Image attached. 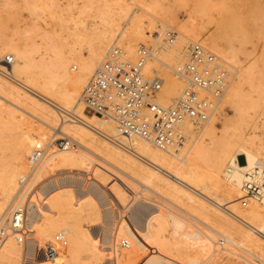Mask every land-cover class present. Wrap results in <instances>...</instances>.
<instances>
[{
	"label": "bare ground",
	"instance_id": "1",
	"mask_svg": "<svg viewBox=\"0 0 264 264\" xmlns=\"http://www.w3.org/2000/svg\"><path fill=\"white\" fill-rule=\"evenodd\" d=\"M133 1L135 2V0ZM139 1H136V3ZM158 1L152 0L148 4L139 2L140 9L137 8L142 11V14L148 16L147 18H143L145 16L142 15H130L129 8H115L106 18L103 12L101 18L102 16L104 18H99L102 20L101 27L97 25L99 28L92 32H84L85 29L75 32V42H65L67 45L65 44L63 47L61 45L52 46L51 43L54 41L51 39L52 42H49L51 45L45 43L46 45L39 46L40 48H37L38 45L35 46V41L31 42L30 39L20 41L10 38L6 41L7 38H5V41L0 43V59L6 58L8 53H11L14 58V63L8 68L12 78L0 74V96L10 104L12 103V105L14 104L22 109V112H27L40 121H33L32 123L25 119L27 121L20 122L18 135H14L16 132L12 133L15 136L14 141L11 140L13 146L12 144L11 147L9 144L7 146L9 149L12 148V151L9 155L11 159L7 156L10 160L6 161L4 159L6 162L4 161L3 166H0L2 167L0 169V226L4 227L9 219L10 210L19 188V181L29 169V156L32 149L37 143L46 144L47 147L46 157L38 170V178L36 179V181L41 179L39 180L41 182H38L41 186L37 191H33L35 192L34 195L31 193V201L27 206L25 221L30 233L26 238L25 246L23 247V244L17 242L16 237L7 238L0 244V264H139L141 262H143L142 264H219L218 258L222 256H220V253L235 254L237 250L234 251L233 248H238L250 256V258L246 257V261H242L245 264H264V144L258 142L259 140L246 130L252 119H256V117L251 114L252 118L249 112L251 111L249 110L250 106L254 105L252 104L253 98L250 99L251 102L249 101L248 104L247 101H244V103L243 99H247L246 95L249 94H246L244 98L242 96L245 84L247 86L250 84L251 91H257V85L260 81L263 82V79L260 80L263 76L259 77L257 71L252 69L253 67L250 68L252 65L249 67L248 64L247 68L241 67L240 64L236 66V73H233L234 77L226 94V100L232 104L230 106H233V114L229 117L226 116L227 119H223L225 121L222 120V116L223 123L220 131L216 125L217 111L201 127L202 136L207 137L209 142H206L205 138L198 140L196 139L197 136L196 138L193 137L200 132V129H192L189 144H186L179 155L163 152L140 138L126 137L120 134L117 125L110 118L101 117L94 113L86 114L87 111L81 101L84 87L102 62L115 36H120V44L128 57L130 54L134 56L137 51L135 48L141 42L151 41V39H147L148 35L152 33L151 30L161 29L162 31L169 28L162 25L161 22L159 23L162 26L155 25L154 20L177 21L174 14L169 11L170 8L168 9L167 6L163 5L165 1L162 3V0ZM119 3V7H122V4ZM196 3L198 2L196 1ZM203 8L205 10V7H201V9L192 7L190 19L186 22H177L176 25L181 31L178 30V32L173 29L178 33L177 42L174 45L163 43L155 45V58L148 61L144 68L146 77L162 72L164 85L158 94V98L160 104L166 107L173 106L176 103L185 87L184 82L170 72H173L174 65L186 61V58L183 60L184 54L186 57L189 55V50L188 53L187 50L185 52L181 45L187 49L189 44L206 39L211 51L221 53L223 59L226 57L234 63V55L237 56L235 54L237 51L233 52L235 49L232 50L228 47V52V48L223 50L217 46L214 38L217 29H211L212 24L216 23L211 16L206 14L209 8L205 10L206 12ZM44 9L41 10L45 12ZM46 9L48 10V8ZM109 9L111 8L107 10ZM64 12L61 15V12H59L61 18ZM69 12L71 15L73 11L69 10ZM101 12L98 13L101 14ZM35 13L33 12V14ZM56 13L54 11L55 15ZM95 14L93 15L95 16ZM93 15L92 17H94ZM1 17L4 19L5 16ZM51 19L49 21L52 22ZM145 19L150 23L149 26L144 25ZM77 21L74 19V24H77L76 27L80 25L75 23ZM235 23L237 24V22ZM209 24L212 26L209 27ZM81 25L83 26V24ZM232 26L231 28L234 29ZM50 27L52 29V26ZM146 27L151 28V33L146 30ZM257 27H260V25ZM257 27L255 24L254 29L258 30ZM51 29H49V32ZM73 29L76 30V28ZM34 30L32 31L37 35L40 33H38V29L34 28ZM117 31L119 32L116 33ZM46 32L45 34H47ZM49 32L44 38L46 42L49 41L48 38H51L48 35L53 38L59 35L53 36L55 33L52 32L51 35V32ZM30 33L26 35L30 36ZM64 34L67 33L64 32ZM74 35L72 34V36ZM250 35H252V32ZM262 35L260 34V36ZM221 37L223 39V36ZM31 38H33L32 40L35 39V37ZM36 38H39V35ZM60 38L63 39V36ZM60 38H57V40L59 44H63V42L60 43ZM65 38L66 36H64ZM241 38L248 40L247 37ZM69 39L67 40L69 41ZM254 39H257L255 34ZM43 41L40 40V43ZM254 41H256L255 45L260 43V39ZM254 41H252V44ZM262 41L264 43V40ZM145 42L144 44H146ZM230 43L229 41V45ZM79 44L89 46L87 55L81 54L83 53V50L80 51L82 46H79V50L78 47L76 48V45ZM258 51L261 52V50ZM254 59H257V57H254ZM71 61L78 64L79 70L74 71L73 65L70 64ZM255 62L256 60H254ZM241 65L243 66V64ZM255 68L257 67L255 66ZM261 68L264 70V66ZM261 68L259 73L262 71ZM248 88L250 87L248 86L246 89L248 90ZM252 94L254 93L252 92ZM255 94L258 95L259 93ZM250 96L247 97L250 98ZM257 97H255V101ZM261 97L260 99H262ZM260 99L257 101L261 102ZM2 102V104H7L4 101ZM2 104L0 105L2 106ZM256 108L258 110L259 105ZM10 109L9 111H12L13 107ZM253 109L255 110L254 107ZM2 111L4 114V109ZM21 111L17 110L19 115ZM251 112L255 113L256 111ZM4 118L8 117L5 116ZM4 118H1L3 120L0 121H4ZM30 118L32 119V117ZM60 120L61 123H59ZM255 126L254 121V129L257 127ZM4 127H6L5 124ZM9 128H12V126ZM8 133L11 134V131ZM192 137L195 139L190 142ZM66 138L70 139L75 145L77 144V147L72 148L71 144L62 149H56L55 142ZM4 143L1 146L5 148ZM6 143H10L9 140ZM93 156L99 161H96ZM92 161H95L99 166L92 164ZM90 168L93 171L92 177L94 180L90 181L91 179L89 180L87 178L89 176L86 175L89 183L85 184L83 173ZM104 168L115 170L118 172L117 176L120 174L118 178L121 182L115 181L116 179L113 178L115 182L108 190L121 205L127 201L131 194L142 191V196L137 195L135 198L131 196L132 202L129 208L126 206L128 208L126 209L127 213L133 204L140 203L147 206L144 215L139 219L140 221L133 223L126 216L127 219L122 218L123 220H120L116 226L115 223L108 222L110 217L115 220L113 217L115 210L112 209L113 207H108L109 203L113 201L107 202L109 195L99 184V182L102 184V181L104 183L109 176H112ZM101 170L104 174L98 178L97 173ZM40 177H44V179L42 180ZM249 183H253L259 188V194H248ZM143 192L151 196L154 194L153 196L158 197L162 203L158 205L151 204L145 200L149 196L143 195ZM40 196H42V200ZM243 197L248 198L250 201V206L247 209L239 207V199ZM187 217L196 221L200 227L193 221L192 223L187 222ZM133 218L136 219L134 215ZM102 223L105 224L101 228L103 238L101 237L102 241L99 242V237H94L89 228ZM109 225H113L115 228L109 229L106 227ZM64 231L67 232L69 245L62 249L57 258L48 259L43 257V254L39 255L40 257H35L36 247L48 244L49 242H46L48 237L53 238L56 234ZM53 233L56 234L53 235ZM216 238H219L218 241ZM221 241L223 245L226 243L227 246L217 247V244ZM119 242H127L128 247L131 246V249L127 251L118 250L116 244ZM107 249L111 250L107 251ZM148 250H150L151 255L143 260L142 258ZM125 252L127 255L124 257ZM235 261H230L229 264H239L241 260H238V263Z\"/></svg>",
	"mask_w": 264,
	"mask_h": 264
},
{
	"label": "built area",
	"instance_id": "2",
	"mask_svg": "<svg viewBox=\"0 0 264 264\" xmlns=\"http://www.w3.org/2000/svg\"><path fill=\"white\" fill-rule=\"evenodd\" d=\"M151 35V34H150ZM152 45L139 44L135 59H130L117 36L102 62L84 87L81 101L89 114L112 119L120 134L137 137L157 149L179 155L188 143L191 132L199 130L219 110L233 80L232 68L227 62L200 43H192L185 62L173 69L185 87L173 106L159 102L158 94L164 84L158 73L146 77L144 68L155 58V45H174L178 33L165 28L156 29ZM14 63L13 56L4 59L0 74L12 78L8 68ZM3 67V69H2ZM70 143V144H69ZM71 145L70 141L55 142L57 149ZM47 154V147L37 143L29 156V170L20 179L19 188L4 227L0 226V244L9 237L25 243L30 233L26 225V213L36 176ZM259 188L248 184V194H259ZM247 204L243 201V205ZM67 245V232L56 234L51 242L38 247L48 259L59 256ZM128 247L127 242L122 243Z\"/></svg>",
	"mask_w": 264,
	"mask_h": 264
},
{
	"label": "rangeland",
	"instance_id": "3",
	"mask_svg": "<svg viewBox=\"0 0 264 264\" xmlns=\"http://www.w3.org/2000/svg\"><path fill=\"white\" fill-rule=\"evenodd\" d=\"M136 1H139V0H135V2L133 1V0H0V15L1 16H5L4 17V19L0 16V43L1 42H4L5 40L7 41V40H10V38H15V39H18V40H26V41H28L29 39L31 40V42L33 41H35V46L37 47V45H38V47L37 48H40L39 46H43L45 43L48 45V43L50 42H52V41H54V42H52L51 44H53L52 46H54V47H56V46H60L61 45V47H63L66 43L65 42H68V43H73V42H75V35H74V33L75 32H80V31H82V30H84V32H86V31H89V32H92V31H94V30H96V29H98L99 27L97 26V25H99L100 27H101V24H102V20L101 19H103L104 18V16H105V18L108 16V14L110 13H112L114 10H115V8L117 9V8H129L130 9V12H128V13H130V15H134V16H137V15H142V16H145V17H143V18H147L148 16H146V15H144V14H142V11L141 10H139L140 9V7H139V2H142V4H148V3H150V1H152V0H145V2L143 3V1L144 0H140L139 2H137L136 3ZM154 1H156V0H154ZM158 1V0H157ZM161 1V0H160ZM163 1H165V2H163ZM196 1L198 2V3H200V4H198V3H196ZM35 2V3H34ZM38 4H37V3ZM120 2V3H119ZM133 2V3H132ZM159 2V1H158ZM165 3V4H163L164 6H167V8L169 9L170 8V12H172L173 14H174V16H175V18H176V20L177 21H173V22H168V21H166V20H164V19H159V21H157V20H154V24L155 25H160V26H162V25H165V26H168L170 29L172 28V29H174L175 31H178L179 29H178V26L176 25L177 24V22L179 21V22H186V21H188L189 19H190V16H191V9H192V7L193 8H196V7H199V9H201V7H205V10L207 9V8H209V9H207V12L204 10V8H203V10H204V12H206V14H207V16L209 15V16H211L212 18H213V20H214V22L216 23V24H209V27H211V29H213V30H216V32H215V36H214V38H215V40H216V43H217V46H219V48L221 49H223V50H225V48L227 49L228 47L229 48H231L232 50L233 49H235L233 52H235V51H237V52H235V54H237V56H235L234 55V57H235V61H234V63L231 61V60H229V59H227L226 57H224V59L222 58V54L220 53L219 54V52H216V51H212L213 53H215L218 57H220L221 59H223V60H225L226 62H227V64H229V66L232 68V73H236V71H235V69H236V66L237 65H239L240 64V66L241 67H243V68H247L246 66L248 65L250 68H252V69H255V71H257V75L260 77V76H263L262 78H260V80L261 79H263V82L261 83V81H260V83H261V85H260V83L257 85V91H251L252 90V88H251V86H250V84H248V86L250 87V88H248V90L246 89L248 86H247V84H245L244 85V88H243V90H242V96H243V98L245 97V95L246 94H249V95H246V98L247 99H243V102L244 101H247L248 102V104H249V101H250V99H252V104H254L253 106H250L251 108L249 109V110H251V111H256L257 112V114H256V112L255 113H252L251 111H249L250 112V116L253 118V116L251 115V114H254V116L256 117V119H252V121H251V123L249 124V127L247 128L246 127V130L248 131V133H250L252 136H254V137H256V139L257 140H259L258 142H261V143H263L264 144V102H262V101H264V72L262 73V71H264L263 70V68H261V67H263L264 66V51H263V54H262V50H264V43H263V41L262 40H264V34L262 35V33H264V0H162L161 1V3ZM118 3L121 5L122 4V7H119V5H118ZM130 3H132V4H130ZM136 3V4H135ZM41 4V5H40ZM196 4H197V6H196ZM37 5V6H36ZM42 5H44V6H42ZM45 5H46V7H45ZM52 5V6H51ZM133 5V6H132ZM137 5V6H136ZM124 6V7H123ZM171 6V7H170ZM45 9H44V8ZM54 7V8H53ZM139 9H138V8ZM44 9V11L45 12H43V10H41V9ZM46 8H48V10L46 9ZM50 8H52L51 10H50ZM63 10H62V9ZM65 8H66V10H65ZM68 8V9H67ZM79 8V9H78ZM83 8V9H82ZM86 9V11H85V9ZM92 9L91 11H90V9ZM108 8H111V9H109V10H107ZM134 8V9H133ZM35 9V10H34ZM39 9H40V11H39ZM54 9H58L59 10V12H61L60 13V15L64 12V15H63V17L61 18V16L59 15V12H57L58 10H54ZM81 9V10H80ZM136 9V10H135ZM211 9V10H210ZM38 10V11H37ZM60 10H62V11H60ZM69 10L71 11H73L72 13H71V15H70V12H69ZM79 10V11H78ZM83 10V11H82ZM96 10V11H95ZM113 10V11H112ZM221 10V11H220ZM35 11H36V13H35ZM42 11V12H41ZM48 11V12H47ZM54 11H55V13H56V15L54 14ZM92 13H90V12ZM94 13H93V12ZM102 11V12H101ZM109 11V12H108ZM129 11V10H128ZM210 11V12H209ZM33 12L35 13V14H33ZM67 12V13H66ZM80 12H86V13H83V14H81ZM95 12H97L96 14L97 15H99V16H97L96 14H95ZM101 12V14H99V13ZM104 12V16H102V18H101V15H103L102 13ZM107 12V13H106ZM132 12H134L133 14H132ZM139 12H141V13H139ZM46 13V14H45ZM47 13H49V14H51V15H49V14H47ZM66 13V14H65ZM79 13V14H78ZM212 13H213V15H212ZM38 14H39V16H38ZM53 14H54V16H53ZM93 14H95V16L93 15ZM107 14V15H106ZM70 15V16H69ZM81 15V16H80ZM87 15V16H86ZM92 15L94 16V17H92ZM48 16V17H47ZM56 16V17H55ZM50 17H52L53 19H51ZM57 17H60L59 19L57 18ZM97 17V18H96ZM38 18V19H37ZM51 20H53L52 22L51 21H49L50 19ZM57 18V20H55ZM78 18V19H77ZM81 18V19H80ZM99 18H101V19H99ZM218 18H220V19H218ZM49 19V20H48ZM74 19L77 21V20H79V21H77V22H75V23H78V24H80V25H78L79 26V28H78V26L76 27V25L74 24ZM98 19V20H97ZM224 21H223V20ZM58 20H60L59 22H58ZM65 20V21H64ZM101 20V22L99 23V21ZM146 20V19H145ZM161 20V21H160ZM219 20V21H218ZM221 20V21H220ZM61 21H62V23H61ZM80 21H81V23H80ZM148 20H146V22L144 23V25L145 26H149L150 25V23L149 22H147ZM219 23H217V22ZM3 22V23H2ZM48 22H50L51 23V25H50V23L49 24H47ZM65 22V23H64ZM98 22V23H97ZM159 22H161L162 23V25H161V23H159ZM235 22H237V24L235 23ZM239 22V23H238ZM240 22H241V24H240ZM36 23H37V25H36ZM149 23V24H148ZM244 23V24H243ZM256 24V27L257 26H259L260 25V27H257L258 28V30H256V28L254 29V27H255V24ZM47 24V25H46ZM67 24V25H66ZM81 24H83V26L81 25ZM233 24H236L235 26L233 25ZM240 24V25H239ZM243 24V25H242ZM246 24V26H244ZM44 25H46V26H44ZM52 26V29H51V27L50 26ZM71 26V27H73L74 25V27L73 28H76V30H79V31H76L75 29H73V28H71V27H69V26ZM218 25H221V26H218ZM233 25V26H232ZM238 25L240 26V28L238 27ZM253 25V26H252ZM30 26V27H29ZM61 26H63V27H61ZM67 26V27H66ZM97 26V27H96ZM218 26V27H217ZM231 26L235 29H232L231 28ZM252 26V27H251ZM31 28V29H29V28ZM45 27V28H44ZM49 27V28H48ZM61 27V28H60ZM69 27V28H68ZM84 27V28H83ZM93 27H95V28H93ZM151 27V26H150ZM214 27V28H213ZM237 27H238V29H237ZM245 27V28H244ZM250 27V28H249ZM263 27V28H262ZM34 28L35 29H38V35H39V38H36V37H38V35H37V33H35L34 31ZM65 28H66V30H65ZM71 28V29H70ZM152 29H153V27H151ZM151 28H149V27H146V30H149V33H151V31H152V33L155 31V29H153V30H151L150 31V29ZM249 30H248V29ZM27 29H28V31H27ZM49 29H51V33L49 32ZM62 29V30H61ZM69 29V30H68ZM72 29H73V31H72ZM87 29V30H86ZM241 29V30H240ZM242 29H244V30H242ZM245 29H246V32H245ZM261 31H260V30ZM29 30H31V31H29ZM32 30H34V31H32ZM54 30V31H53ZM58 32H56V31ZM64 30V31H63ZM91 30V31H90ZM158 30H160L161 31V29H158ZM237 30H238V32H237ZM37 31V30H36ZM47 31V32H46ZM60 31V32H59ZM180 31V30H179ZM178 31V32H179ZM219 31V32H218ZM234 31V32H233ZM239 31H240V34H239ZM241 31H244V32H242L241 33ZM250 31V32H249ZM253 31H254V33H253ZM259 31V32H258ZM263 31V32H262ZM31 32V33H30ZM44 33V35H43V33ZM45 32L48 34V32L52 35L53 33L52 32H54L55 34H53V36H55L56 34H59V35H56L57 37L54 39L52 36H50V35H48L49 37H51V38H48V40L49 41H45L44 40V38H46V35L47 34H45ZM64 32L65 33H67L66 35L64 34ZM73 32V33H72ZM119 31H117L116 33H118ZM181 32V31H180ZM236 32V33H235ZM251 32H252V35H250L251 34ZM28 33H30V36L31 37H35V39H37V40H32L33 38H31L29 35L27 36L26 34H28ZM42 33V34H41ZM70 33V34H69ZM152 33H151V35H152ZM237 33H238V35H237ZM256 33H258V34H256ZM34 34V36H32V35ZM40 34H41V36H44V37H41L40 36ZM62 34V35H61ZM70 36H69V35ZM72 34L74 35V36H72ZM219 34V35H218ZM243 34H245V35H243ZM247 34V35H246ZM254 34H255V38H257V39H254ZM260 34L263 36H260ZM68 35V36H67ZM116 35V34H115ZM242 35V36H241ZM26 36H27V38H26ZM59 36V37H58ZM63 36V39H61L60 37H62ZM64 36H66V40L68 39V38H70L69 39V41L67 40H65L64 39ZM72 36V37H71ZM117 36V35H116ZM116 36H115V38H116ZM221 36H223V39H222V37ZM247 37V39L248 40H245V39H242L241 37H243V38H246ZM248 36H250V37H248ZM257 36H259V37H257ZM41 37V38H40ZM150 37V38H149ZM5 38H7V39H5ZM57 38L59 39L60 38V43L61 42H63V44H59V41L57 40ZM205 38V37H204ZM226 38V39H225ZM250 38V39H249ZM252 38H253V40H252ZM260 39V41H259V39ZM263 38V39H262ZM2 39H3V41H2ZM5 39V40H4ZM52 41H51V40ZM72 39V40H71ZM147 39H151V41L150 40H146V42L145 41H143V42H141L140 44H144V42L146 43V45H152V42H153V40H152V37L150 36V34L148 35V38ZM229 39H231V40H229ZM23 40V41H24ZM40 40L41 41H43L42 43H40ZM55 40H57V41H55ZM62 40H64V41H62ZM205 40V41H204ZM226 40V41H225ZM254 41V40H257V41H259L260 43H256V45H259V46H256L255 45V42L256 41H254V46H256V47H254L253 46V44H252V41ZM114 41V40H113ZM194 41H196L195 39H194ZM229 41L231 42L230 43V45H229ZM30 42V41H29ZM39 42V43H38ZM186 42V41H185ZM196 42H198V43H200V44H202L203 46H205V47H207L208 49H210V46H209V44H208V41L206 40V39H203L202 41H200V40H198V41H196ZM38 43V44H37ZM49 43V44H50ZM55 43H58L57 45L55 44ZM34 44V43H33ZM45 44V45H46ZM50 44V45H51ZM262 44V45H261ZM67 45V44H66ZM85 45L86 44H84L83 46L81 45V44H79V45H76V48L79 50L80 49V47L82 46V49H80V51H82L83 53H81L82 55H87L88 54V50H89V46L88 45H86V48H85ZM227 45V46H226ZM80 46V47H79ZM189 47V49L187 48L186 49V47H184V46H182L181 45V47L182 48H184V50H185V52H186V50H187V53H188V50H189V52H190V48H191V44H189L188 45ZM231 46V47H230ZM234 46V47H233ZM260 46H261V48H260ZM84 47V48H83ZM138 47V46H137ZM137 47L135 48L136 50H137ZM224 47V48H223ZM236 47V48H235ZM42 48V47H41ZM229 48L227 49V51L229 50ZM256 50H255V49ZM258 48H260V49H258ZM211 50V49H210ZM258 50H261V52L260 51H258ZM257 51V52H256ZM87 52V53H86ZM229 52V51H228ZM260 53H261V55H260ZM220 55V56H219ZM8 56H13L11 53H8ZM135 56H136V52H135V54H134V56L133 55H131L130 54V56H129V58L130 59H135ZM253 56V57H252ZM263 56V57H262ZM188 57V56H187ZM187 57H186V55L184 54V58H183V60L186 58L187 59ZM254 57L256 58L257 57V59H254ZM261 58V60H260V58ZM236 58H237V60H236ZM4 57L3 58H1L0 60V66H3L4 65ZM3 60V61H2ZM250 60V61H249ZM253 60V61H252ZM254 60H256V62L254 63ZM258 60H260V61H258ZM230 62V63H229ZM238 63V64H236V63ZM74 63V64H73ZM76 62L75 61H71V63L70 64H72L71 66H72V68H74V71H77V70H79V66H78V64H75ZM246 63V64H245ZM256 64L255 66L257 67V68H255V66H254V64ZM258 63V64H257ZM180 63H178V64H176L177 66L179 65ZM182 64V63H181ZM241 64H243V66L241 65ZM176 65H174L175 67H176ZM259 65V66H258ZM263 65V66H262ZM78 66V67H77ZM233 66V67H232ZM77 67V68H76ZM174 67V68H175ZM248 67V68H249ZM262 69V71H260V73H259V69ZM166 70V69H165ZM168 70V69H167ZM166 70V71H167ZM165 72V71H164ZM169 72V71H168ZM172 74H174V72H172V71H170ZM261 74V75H260ZM160 76H161V78L163 79V75H162V72H160V74H159ZM147 77H150V76H147ZM234 77V76H233ZM163 81H164V79H163ZM164 85V84H163ZM263 85V86H262ZM162 88H163V86H162ZM251 89V90H250ZM245 90V91H244ZM260 90H261V92H260ZM246 91H247V93H246ZM249 92V93H248ZM251 92V93H250ZM252 92L255 94V93H259L258 95L257 94H252ZM244 94V95H243ZM252 97H251V96ZM227 96V95H226ZM250 96V98H248V97ZM257 96H260L262 99H260V97H257ZM255 97H257L256 98V101H255ZM0 98H1V102H0V104H2L3 102L2 101H4L5 103H7V104H2V106L0 105V114H2V115H0V117L1 118H4L5 116L6 117H8V118H4V121H0V160H2V161H0L1 163H0V166H3V164H4V161L6 160V161H9L11 158V156H9V155H11V149H9L7 146H9L10 145V147H11V144H12V146H13V143H11L12 141H14V139H15V136H17L18 134V132H19V124H21L20 122H23L25 119H27L29 122H32L33 123V121L35 122V121H37V122H40L39 120H37L35 117H33V116H31V115H29L27 112H22L23 110L22 109H20V108H18L17 106H15L14 104L12 105V103L10 104V102H7V100L6 99H4V98H2L1 96H0ZM249 99V100H248ZM260 99V101L261 102H259V101H257V100H259ZM9 100V99H8ZM253 101H255L256 102V104H255V102H253ZM246 102V103H247ZM251 102V101H250ZM258 102V103H257ZM245 103V102H244ZM262 103V104H261ZM251 104V103H250ZM261 104V105H260ZM230 105H232V104H230L227 100H226V97H225V99H224V102H223V104L220 106V108H219V110H218V113H217V117H218V119L216 120V125H217V127H218V130L220 131V129L222 128L221 126H222V120L223 119H227V117H229L231 114H233V106H230ZM257 105V106H256ZM258 105H259V108H258V110H257V108L256 107H258ZM263 105V106H262ZM13 107V109H12V111H9V109L11 108V107ZM15 107V108H14ZM17 107V108H16ZM253 107L255 108V110L253 109ZM262 107V108H261ZM2 109H4V114H3V111H2ZM18 111H21V113H20V115H19V112H17V110ZM253 109V110H252ZM11 110V109H10ZM2 111V112H1ZM12 112V113H11ZM16 113V115H15V113ZM6 113V114H5ZM10 115H9V114ZM22 113H24V115L25 116H27V115H29V116H27V117H25L24 115H22ZM27 113V114H26ZM85 113V112H84ZM261 113V114H260ZM11 114H13L12 116H11ZM86 114H88V115H90L89 113H87L86 112ZM222 114V115H221ZM259 114H260V116H259ZM22 115V116H21ZM224 115H225V117H224ZM263 115V116H262ZM15 116V117H14ZM25 118H24V117ZM222 116H223V118H222ZM227 116V117H226ZM259 116V117H258ZM10 117V118H9ZM22 117V118H21ZM30 117H32V119L30 118ZM216 117V118H217ZM254 117V118H255ZM0 118V120H3V119H1ZM11 118H14L13 120L11 119ZM17 118H19V119H22V120H17ZM29 118H30V120H29ZM221 118H222V120H221ZM259 120H258V119ZM34 119V120H33ZM60 119V118H59ZM6 120V121H5ZM8 120V121H7ZM10 120V121H9ZM27 120H25V121H27ZM19 121V122H18ZM219 121V122H218ZM221 121V122H220ZM223 121H225V120H223ZM254 121H255V125L257 126H255L256 127V129H254ZM257 121V122H256ZM3 123V124H2ZM14 123V124H13ZM59 123H61V120L59 121ZM257 123V124H256ZM263 123V124H262ZM4 124H5V126L6 127H4ZM1 125H3L2 127H1ZM12 126V128H9V127H11ZM203 127V126H202ZM8 128H9V130H8ZM13 128H14V131H13ZM3 129V130H2ZM5 129H7V130H5ZM12 129V130H11ZM200 130V132L199 133H197L196 135H194L193 137H195L196 138V136H197V138L196 139H200V138H205V141L206 142H209V140H207L208 138L207 137H204V136H202L203 134L201 133V128H199ZM203 129V128H202ZM11 131V134L10 133H8V132H10ZM18 131V132H17ZM5 132H7V133H5ZM15 133L14 135L15 136H13L12 135V133ZM53 132H55V131H53ZM52 133V132H51ZM58 133V132H57ZM5 134H7V135H5ZM53 134V133H52ZM9 135V137L7 138V136ZM256 135V136H255ZM13 136V137H12ZM11 137V138H10ZM191 138L192 140H190V142L191 141H193V139H195V138ZM3 138V139H2ZM3 141H2V140ZM6 140V141H5ZM8 140H9V142L10 143H6V142H8ZM12 140V141H11ZM65 140H67V141H70V139H68V138H66ZM201 140V139H200ZM6 144H5V143ZM34 142H37V141H34ZM71 142V141H70ZM205 142V143H206ZM2 143H4L3 145H5V148L3 147V146H1V144ZM9 144V145H8ZM71 147L72 148H75V147H77V144L75 145V143H73V142H71ZM187 144H189V141H188V143ZM207 144V143H206ZM44 145H46V144H44ZM1 147H3V148H1ZM7 147V148H6ZM3 149V150H2ZM57 149V148H56ZM80 150L82 149V148H79ZM6 152H5V151ZM4 152V154H3V152ZM10 158H8V157ZM8 158V159H7ZM93 158L96 160V161H99L96 157H94L93 156ZM5 159V160H4ZM5 161V162H6ZM28 163V162H27ZM92 164H95V165H98L99 166V164H97L95 161H92ZM2 167H0V169H1ZM106 168H104V170H105ZM29 170V169H28ZM89 171V172H88ZM88 171H84V173H83V178H84V181L86 182L85 184H87V183H89V180L90 181H92V180H94V178L92 177L93 176V171H91V168L88 170ZM108 174H110V175H112V176H109V178L107 179V180H105V182L103 183V181H102V184L99 182V184H100V186H101V188L103 189V190H105V191H107V195H109L108 197L109 198H107V199H109V200H107V202L108 201H113V202H111V203H109V206L108 207H113L112 209L113 210H115L114 212V215H113V217H114V219L116 220V222H115V220H113L112 219V217H110L108 220V222H113V224L115 223V226L116 225H118V223H119V221L120 220H126L127 219V217L126 216H128V218L130 219V221L131 222H133V223H136V222H138V220L142 217V215H144V213H145V209L147 208V206L146 205H142V204H140V203H137V204H133L131 207H130V209L128 210V213H127V210L126 209H128L129 208V206H130V204H131V202H132V197L133 198H135V196H137V195H139V196H142L141 194H142V191L140 190V192L139 193H134L133 195L131 194L129 197H128V199H127V201L123 204V205H121L120 203H118V201L115 199V197L111 194V192L108 190L109 188H111L110 186L111 185H113L114 184V182L115 181H119V182H121V180H120V178H118V177H120L119 175L117 176V173L118 172H116L115 170H111V168L110 169H106L105 170ZM114 171V172H113ZM28 172V171H27ZM27 172H25V173H27ZM89 174H88V173ZM92 173V174H91ZM116 173V174H115ZM91 174V175H90ZM103 174H104V172L101 170L99 173H97V177L98 178H100V177H102L103 176ZM85 175V176H84ZM89 176V177H87V176ZM38 176H36V178H37ZM89 179H87V178ZM40 178H42V180L44 179V177H40ZM93 178V179H92ZM116 179L115 181H114V179ZM86 179V180H85ZM39 180H41V179H39ZM36 181L35 182V184H34V186H36L37 185V187L36 188H34V190L33 191H37L38 189H39V187L41 186V184H39L38 182H41V181ZM88 181V182H87ZM108 186V187H107ZM139 189H142V188H140V187H138ZM72 189V188H71ZM109 192V193H108ZM33 193V195L35 194V192H32ZM144 194L143 195H145V196H149V198L148 199H145L146 201H148V202H150L151 204H159V203H162L161 202V200L158 198V197H156V196H153L154 194H152V196L151 195H149V194H147L146 192H143ZM113 196V197H112ZM132 196V197H131ZM41 197V200L43 199L42 198V196H40ZM153 199V200H152ZM243 201H246L247 202V204L244 206L243 205ZM117 202V203H116ZM249 200H248V198H246V197H243V198H240L239 199V207L240 208H242L243 207V209H247L249 206H250V204H249ZM126 204V205H125ZM116 206L115 208H114V206ZM136 205V206H135ZM128 208H127V207ZM134 206V207H133ZM142 207H145V208H142ZM138 210V211H137ZM143 211V212H142ZM138 212V213H137ZM124 213V214H123ZM117 214V215H116ZM119 214V215H118ZM132 214V215H131ZM133 215L136 217V219L135 218H133ZM117 216H118V218H117ZM130 216V217H129ZM123 218V219H122ZM188 219H187V222H190V223H192V221H193V223H196V225H198L197 224V222L196 221H194V220H192V218H190V217H187ZM140 221V220H139ZM110 222V223H111ZM105 225V224H104ZM104 225H103V223L101 224V225H97V226H92V227H90L89 228V230L92 232V234L94 235V237H97L98 238V241L100 242V241H102V238H103V234H102V227H104ZM111 226V227H110ZM115 226L113 227V225H109V226H106V227H108L109 229H111V228H115ZM194 226V225H193ZM199 227H200V225H198ZM203 226H201V228H202ZM195 228H196V226H195ZM202 229H204V228H202ZM56 233H53V235H55ZM96 234V235H95ZM34 235L37 237V235L34 233ZM101 235V236H100ZM102 237V238H101ZM38 238V237H37ZM54 238V237H53ZM53 238L52 237H48L47 238V240H46V242L48 241V242H51L52 240H53ZM217 239V241H218V239L219 238H216ZM38 240H39V238H38ZM50 240V241H49ZM120 243V244H119ZM119 243H117L116 244V246H117V248H118V250L119 249H121V250H123V251H127V250H129V249H131V246H129L128 248L127 247H123L122 246V242H119ZM220 243V244H219ZM217 245V247H225V246H227V244L225 245H223V242L221 241V242H219ZM21 244H23L22 246L24 247L25 246V243H21ZM109 244V243H108ZM108 244H104V245H108ZM69 245V241L67 240V245L65 246V247H67ZM110 245V244H109ZM223 245V246H222ZM43 245H39V247H42ZM37 249L35 250V253H36V255H35V257L37 258V257H40L39 255H42L39 251H37L38 250V247H36ZM111 249H107V251H110ZM233 250L235 251V250H237V251H235V254L233 253H228V255H226L227 253H225V252H221L220 253V256L221 257H219V258H222V259H219L218 258V261H220V263L219 264H229L230 263V261L232 262V261H237V263H238V260H241L240 261V263L239 264H245L244 262H242V261H246L245 259H246V257L247 258H250V256H248L245 252H243L242 250H240V249H238V248H233ZM147 252V253H146ZM145 252V256L142 258L143 260H145L149 255H151V252H150V250H148V251H146ZM223 253V254H222ZM225 253V254H224ZM239 253V254H238ZM125 255H127V253L125 252V254H124V257H125ZM245 255H247V256H245ZM224 256V257H223ZM245 256V257H244ZM43 257H45L44 255H43ZM232 257V258H231ZM235 257V258H234ZM46 258V257H45ZM105 258H107V256H105ZM228 259V260H227ZM238 259V260H237ZM106 260V259H105ZM142 260V261H143ZM223 261V262H222ZM235 261V262H236ZM228 262V263H227ZM242 262V263H241ZM143 262H141V263H139V264H142ZM207 263V262H206ZM175 264H178V263H175Z\"/></svg>",
	"mask_w": 264,
	"mask_h": 264
}]
</instances>
